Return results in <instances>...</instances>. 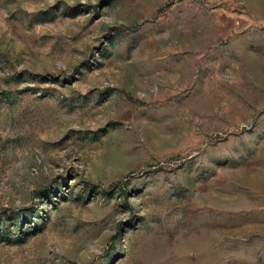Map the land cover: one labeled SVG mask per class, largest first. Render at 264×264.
Listing matches in <instances>:
<instances>
[{"label": "rangeland", "instance_id": "obj_1", "mask_svg": "<svg viewBox=\"0 0 264 264\" xmlns=\"http://www.w3.org/2000/svg\"><path fill=\"white\" fill-rule=\"evenodd\" d=\"M0 264H264V0H0Z\"/></svg>", "mask_w": 264, "mask_h": 264}]
</instances>
